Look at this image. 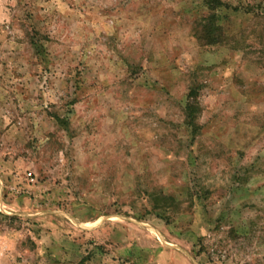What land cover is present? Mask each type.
I'll list each match as a JSON object with an SVG mask.
<instances>
[{
  "label": "rangeland",
  "instance_id": "1",
  "mask_svg": "<svg viewBox=\"0 0 264 264\" xmlns=\"http://www.w3.org/2000/svg\"><path fill=\"white\" fill-rule=\"evenodd\" d=\"M0 264H264V0H0Z\"/></svg>",
  "mask_w": 264,
  "mask_h": 264
}]
</instances>
